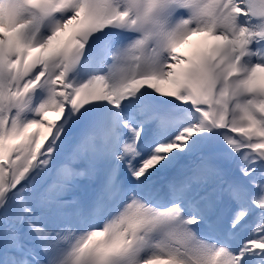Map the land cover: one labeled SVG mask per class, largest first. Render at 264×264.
I'll list each match as a JSON object with an SVG mask.
<instances>
[{"label": "snow or ice", "instance_id": "1", "mask_svg": "<svg viewBox=\"0 0 264 264\" xmlns=\"http://www.w3.org/2000/svg\"><path fill=\"white\" fill-rule=\"evenodd\" d=\"M0 264H264V0H0Z\"/></svg>", "mask_w": 264, "mask_h": 264}, {"label": "rangeland", "instance_id": "2", "mask_svg": "<svg viewBox=\"0 0 264 264\" xmlns=\"http://www.w3.org/2000/svg\"><path fill=\"white\" fill-rule=\"evenodd\" d=\"M185 47H186V46H185ZM181 50H184V49L182 48ZM49 116H50V118H51V117L53 116V114L50 113Z\"/></svg>", "mask_w": 264, "mask_h": 264}]
</instances>
